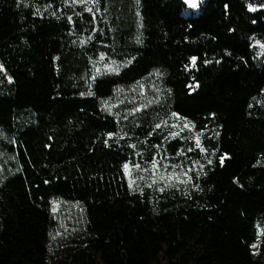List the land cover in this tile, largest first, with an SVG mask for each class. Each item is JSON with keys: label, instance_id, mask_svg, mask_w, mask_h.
<instances>
[{"label": "trees", "instance_id": "trees-1", "mask_svg": "<svg viewBox=\"0 0 264 264\" xmlns=\"http://www.w3.org/2000/svg\"><path fill=\"white\" fill-rule=\"evenodd\" d=\"M25 2L43 18L0 0V63L13 78L0 72V264H264V233L250 247L264 228V50L252 46L264 42V0H204L198 13L181 0H101L95 24L84 13L75 28L64 13L79 7ZM112 60L119 74L92 81L94 65L103 72ZM90 88L95 95H80ZM171 111L213 130L202 137L213 164L194 177L198 189L133 193L122 164L137 157L127 145L150 160L168 130L147 132ZM121 128L130 138L106 146L105 134ZM190 146L167 143L171 163H204L195 150L175 155ZM221 153L231 157L223 165ZM58 203L80 208L83 237L55 262Z\"/></svg>", "mask_w": 264, "mask_h": 264}, {"label": "snow or ice", "instance_id": "snow-or-ice-1", "mask_svg": "<svg viewBox=\"0 0 264 264\" xmlns=\"http://www.w3.org/2000/svg\"><path fill=\"white\" fill-rule=\"evenodd\" d=\"M21 2L25 3L26 7H34L35 11L33 12L34 15H38L41 18H43L44 13L41 11L40 6H35L34 4H31L30 2H25V0H21ZM137 3H139V0H136ZM61 3L65 6V8L74 10L77 7L81 9V11L76 12L73 11L72 14L64 13L66 20L69 24L73 26V28L76 27L77 21L74 20V16H78L83 18L84 13L90 14V21L95 24V21L97 19V13L101 11V0H61ZM182 3L187 6V8L190 9H198L201 4L203 3V0H182ZM53 5L51 3L43 5L44 11H48V9H51ZM228 5H225V9H227ZM249 9L252 11H255L256 9L252 7L251 4L248 5ZM63 9H61V12L63 13ZM104 11H107V8L104 9ZM50 16L56 17L57 19H60L61 17L57 15L56 11H51L49 13ZM91 39V37H89ZM255 40V44L252 45L253 47L259 46L260 49L264 50V42H261L260 40L252 38ZM88 41L85 40L84 43H87ZM139 37L137 38V43H140ZM258 55H264V52L258 53ZM56 59H59L58 57ZM105 59V54L101 53L99 61H103ZM134 59V58H133ZM199 59L197 56L190 57V61L193 67L196 66V61ZM210 61L205 60L204 63H209ZM218 62V61H217ZM186 67H188L186 65ZM104 71L102 72L100 67H95L94 65V74L91 77L92 81H96L98 76L104 75L106 73H113V74H119L120 72V66L117 64L115 60H112L108 64L103 65ZM0 72H3L6 75V78L9 83L12 82V77L10 75H7V71L5 69V66L3 63H0ZM143 87V85H141ZM189 87H193L192 85H189ZM195 87H199V84L197 83ZM264 92V89L261 90ZM95 95L96 93L91 91V88L87 93L81 92L80 95ZM149 103H159V100L154 98L153 100L149 101ZM147 105H141L139 108H133L129 113L125 114L123 116V120H128L129 115H134L136 112H142L144 108ZM249 107H252V105H249ZM111 108L110 104H105V111H108ZM117 116V123L120 122V115L119 113L116 114ZM210 117L212 119L215 118V113H211ZM138 126V125H137ZM167 129L168 131L165 133L163 131H160V143L152 144L151 147L154 149V152L152 154V157L150 160H144L143 163L141 162L142 153L140 151H135L137 148V145L135 143L128 144L127 147L129 149L134 150V155L137 157L135 162L130 158L129 160L125 161L122 164V171L124 174V178H126L127 186L130 191L133 193L139 191L141 195H143L144 187L146 186L149 189H154L155 191H158L160 193H164L166 189H172L177 188L180 185L188 186L191 185L192 188L198 189V184L195 183V179H199V177L204 173V169L206 165H212L213 159L211 157L216 156V150L213 149L211 153L208 152V149L205 147L204 142L202 140V137L204 136L205 132L208 133V139H211V136L213 134V130L208 128V125H203L199 131H196V125L193 121H190L186 116H182L181 114L171 111L168 114L167 119L161 118L159 122L154 123L152 125V128L150 131L147 132V137L151 138L152 136L156 135L158 133V130H164ZM185 130H189L193 133L190 137H185L181 135ZM218 135V133H215ZM106 138L104 140V144L106 146L111 147L109 144V140H114L117 146L120 145L121 140L129 139V132L125 131L124 129H120L119 132H107L105 134ZM179 138L180 141H183L185 139H189L191 141V144L193 146L188 147L186 150L184 147H179L175 155L177 157L184 156L188 157L189 153H192L194 150L198 153L202 154V157L204 159V163H202L199 159L197 160H190L189 163L185 164L183 161H180L178 163H171L172 156L171 154H168L166 151V145L173 139ZM149 141L148 139H145L143 143L147 144ZM228 159L230 160L231 157L227 153H221L218 157V161L221 165L224 164V161ZM171 169V171H169ZM179 169V171H177ZM238 182V181H237ZM45 183H48V181H45ZM55 203V202H53ZM78 205V202H77ZM53 211L56 212L57 208H53ZM82 211V209H81ZM62 227L65 228L67 231V226L62 225ZM258 228V237L257 241L254 242L252 245H250L251 248L257 249L260 244L259 240V234L264 233V228H260L259 225H257ZM72 231H75V229H72ZM60 235L61 233H57ZM55 239V237H53ZM253 254H258L254 252Z\"/></svg>", "mask_w": 264, "mask_h": 264}, {"label": "rangeland", "instance_id": "rangeland-1", "mask_svg": "<svg viewBox=\"0 0 264 264\" xmlns=\"http://www.w3.org/2000/svg\"><path fill=\"white\" fill-rule=\"evenodd\" d=\"M193 11L195 13H198L199 9H195ZM188 132L189 130H185L183 133H181V135ZM145 189L151 191L154 190L149 189L146 186L144 187V190ZM55 208H57L56 214L58 218V233L61 234H57L55 236V239H53L50 248L53 260L56 262L64 258L70 248L77 246L79 242L82 241L83 227L80 208L78 206L58 203L56 204ZM62 225L67 226V231L64 227H62ZM72 229H75V231H72ZM161 264H165V262L162 260Z\"/></svg>", "mask_w": 264, "mask_h": 264}, {"label": "water", "instance_id": "water-1", "mask_svg": "<svg viewBox=\"0 0 264 264\" xmlns=\"http://www.w3.org/2000/svg\"><path fill=\"white\" fill-rule=\"evenodd\" d=\"M181 2H182V0H181ZM203 2H204V0H203ZM202 5V4H201ZM186 6V5H185ZM187 7V6H186ZM189 10H195V9H190V8H188Z\"/></svg>", "mask_w": 264, "mask_h": 264}]
</instances>
